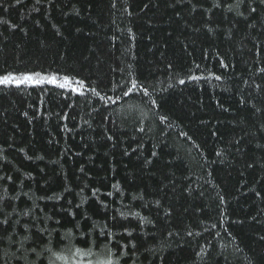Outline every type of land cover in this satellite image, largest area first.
<instances>
[{
  "label": "trees",
  "instance_id": "16d2710c",
  "mask_svg": "<svg viewBox=\"0 0 264 264\" xmlns=\"http://www.w3.org/2000/svg\"><path fill=\"white\" fill-rule=\"evenodd\" d=\"M261 69L259 0H0V264H264Z\"/></svg>",
  "mask_w": 264,
  "mask_h": 264
},
{
  "label": "snow or ice",
  "instance_id": "6c2138e0",
  "mask_svg": "<svg viewBox=\"0 0 264 264\" xmlns=\"http://www.w3.org/2000/svg\"><path fill=\"white\" fill-rule=\"evenodd\" d=\"M17 3L20 2V0H16ZM40 0H37V3H39ZM189 2H191V0H189ZM245 2V0H236V4L237 5H241ZM259 3L261 5H264V0H259ZM148 5H145V7H147ZM214 6H219V0H214ZM195 6H193L192 8V11H195ZM251 12H256V8H251L250 9ZM239 15H242V13H239ZM79 31V29H77ZM199 67V66H197ZM261 72H264V69H261L260 70ZM191 79H197V77L193 76L191 77ZM217 80L220 79L219 76L216 77ZM63 81L64 83H61V84H58L57 86L60 87V88H65V87H68L70 86V83H76L79 85V87H83L84 86V81L83 80H79V81H70V78L68 76H64L63 77ZM51 83V84H56V77L55 76H51V77H48V76H41L39 73H35V74H25V75H22V76H14V75H4V76H0V84H3V85H9V84H13L15 83L16 85H19V84H24V83H35L37 85L39 84H43V83ZM126 83H130L131 86L128 87L124 92H123V95L124 96H129L130 94L133 93L134 90H142L143 93L145 95H148V89L147 87H144L142 86L141 84H139L136 80H131L129 82H126ZM179 83L180 84H184L185 81L183 79L179 80ZM121 88L124 87L123 84L119 85ZM257 88L260 87V85H256ZM77 89H72V91H76ZM92 92L95 93V95L99 96V93L96 92V89H92ZM101 99H105V97H101ZM107 100H111L112 98L109 96L106 98ZM243 103V101H241ZM153 104H155L156 102L155 101H152ZM221 107H223L221 105ZM227 110V109H225ZM258 111V110H257ZM161 119H166V117H161ZM261 131H264V125L261 126ZM141 131H143V129H141ZM215 134V133H214ZM108 139H112L111 137H108ZM240 141L237 140L235 141V143H239ZM153 156L156 155V153H153L152 154ZM217 155H220V153H217ZM249 167H251V165H248ZM221 200H223V198L221 197ZM0 215H3V210L0 209ZM74 215V214H73ZM84 219H87V217H84ZM57 223H59V221H57ZM4 225H7L8 227L7 228H4L3 226ZM12 227V222L10 220V218L8 217H5L3 220H0V232H7L9 228ZM192 233H189V235H191ZM37 235H40L39 231L37 233ZM103 235H105V237H107V233H103ZM171 235V233H170ZM66 239H69V236L68 234H66ZM30 237L28 236H25L24 237V241H27L29 240ZM261 240H264V236H261L260 237ZM24 241H21V246H23V243ZM82 244H84L86 247H87V252H84L83 254L84 255H91V247L93 245V241H90V240H81L80 241ZM33 253L35 254L36 250L35 248L32 249ZM82 253V249L81 248H76L75 249V253H74V256H79L80 254ZM133 253H135V245H133ZM109 255L110 257L113 255L111 253V250H109ZM159 259L161 261H163L164 257L163 255H160L159 256ZM87 264H93V262L91 260H89L87 262ZM105 264H120V260L119 259H112V258H109L107 261H105Z\"/></svg>",
  "mask_w": 264,
  "mask_h": 264
},
{
  "label": "rangeland",
  "instance_id": "374dc122",
  "mask_svg": "<svg viewBox=\"0 0 264 264\" xmlns=\"http://www.w3.org/2000/svg\"><path fill=\"white\" fill-rule=\"evenodd\" d=\"M65 261V260H64ZM72 260H69V262H68V264H70V262H71ZM73 264H81V262L80 263H78L76 260L75 261H73L72 262ZM84 264V263H83Z\"/></svg>",
  "mask_w": 264,
  "mask_h": 264
}]
</instances>
